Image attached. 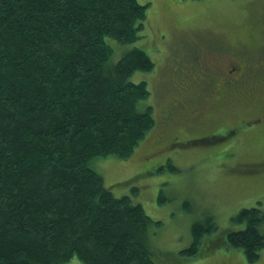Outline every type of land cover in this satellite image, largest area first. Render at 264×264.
Wrapping results in <instances>:
<instances>
[{
    "label": "trees",
    "instance_id": "obj_1",
    "mask_svg": "<svg viewBox=\"0 0 264 264\" xmlns=\"http://www.w3.org/2000/svg\"><path fill=\"white\" fill-rule=\"evenodd\" d=\"M149 6L0 0V264H156L150 230L162 223L130 197H115L92 167L130 157L155 127L152 107L139 110L146 82L131 81L154 62L138 47L116 60L112 45L140 38ZM233 220L244 228L222 241L259 261L264 212L243 209ZM217 231L213 216L195 222L181 254L210 255Z\"/></svg>",
    "mask_w": 264,
    "mask_h": 264
},
{
    "label": "rangeland",
    "instance_id": "obj_2",
    "mask_svg": "<svg viewBox=\"0 0 264 264\" xmlns=\"http://www.w3.org/2000/svg\"><path fill=\"white\" fill-rule=\"evenodd\" d=\"M139 2L150 4L140 38L112 45L116 60L138 47L154 62L153 72H137L131 81L146 82L150 95L139 110L152 107L156 124L130 157L98 158L92 167L115 197H130L162 223L150 230L156 264H252L222 239L244 228L233 220L241 210L258 207L264 212V98L258 103L239 100L211 92L209 78L198 84L192 80L203 78L205 57L211 53L216 61L234 54L255 69L261 64L264 72V0ZM185 99L189 107L182 111ZM176 111L179 117L164 126V116ZM233 129L227 138L197 141ZM174 138L183 143L173 144ZM209 215L218 225L212 237L222 235L213 252L182 255L193 243V224ZM69 264L82 263L75 258ZM253 264H264V249Z\"/></svg>",
    "mask_w": 264,
    "mask_h": 264
},
{
    "label": "flooded vegetation",
    "instance_id": "obj_3",
    "mask_svg": "<svg viewBox=\"0 0 264 264\" xmlns=\"http://www.w3.org/2000/svg\"><path fill=\"white\" fill-rule=\"evenodd\" d=\"M206 53L207 52L204 51L203 55H205ZM215 58V54L211 53L210 56H208L207 54L203 67V78L193 77L192 82L198 84L199 82L206 81V78H209L208 82L213 83V88L211 89V92L213 93L218 92L221 95L222 93L226 95H233L235 97L231 98L239 100H241L242 98H247L249 101L251 100L254 103H258L261 97L264 98V95H260L261 87L262 91L264 90V72H262L263 74L261 75V71L259 70V68L262 69L261 64H258L255 69L251 64V61H247L234 54H230L229 56L224 55L218 61H216ZM189 78L191 77H186V80ZM216 82L218 83L214 86ZM219 83H221V87H219ZM189 98H191V95L189 96ZM188 107V101L185 99L184 105L179 108L182 111H185L188 109ZM178 117V111H176L175 113L167 114L166 116H164L162 123L164 126H166L175 121ZM236 130L237 129L230 130L226 134H214L211 139H213L214 137L216 138V140H221L225 136L217 137L218 135H226L228 137L231 133L236 132ZM207 137L208 135H204L197 141L205 142L207 140ZM174 143L180 144L183 142H181L179 138H174L173 144Z\"/></svg>",
    "mask_w": 264,
    "mask_h": 264
}]
</instances>
